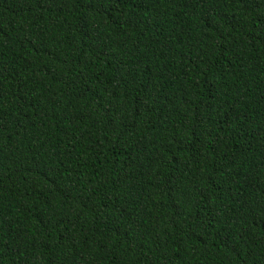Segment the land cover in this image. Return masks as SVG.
Masks as SVG:
<instances>
[{
	"label": "trees",
	"instance_id": "1",
	"mask_svg": "<svg viewBox=\"0 0 264 264\" xmlns=\"http://www.w3.org/2000/svg\"><path fill=\"white\" fill-rule=\"evenodd\" d=\"M0 264H264V0H0Z\"/></svg>",
	"mask_w": 264,
	"mask_h": 264
}]
</instances>
